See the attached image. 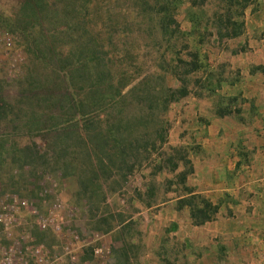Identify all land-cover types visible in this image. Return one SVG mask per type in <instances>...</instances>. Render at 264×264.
<instances>
[{
  "label": "trees",
  "instance_id": "trees-1",
  "mask_svg": "<svg viewBox=\"0 0 264 264\" xmlns=\"http://www.w3.org/2000/svg\"><path fill=\"white\" fill-rule=\"evenodd\" d=\"M16 1L9 14L0 12V27L25 59L13 97L0 103V124L20 132L35 128L41 141H50L58 169L74 177L80 197L105 203L142 174L131 207L176 201L178 210L189 208L194 226L212 221L219 206L188 186L192 160L169 144V111L190 95L200 97L195 87L203 82L194 78L202 68L199 52L191 50L177 15L188 4L191 34L236 40L245 34L251 0ZM232 113L228 106L217 115ZM165 173L175 174L165 185H179V195L159 201L156 179ZM117 217L119 229L133 221L125 212ZM91 218L95 232L117 228L109 207L100 220L92 212ZM128 249L137 246L120 251Z\"/></svg>",
  "mask_w": 264,
  "mask_h": 264
},
{
  "label": "rangeland",
  "instance_id": "rangeland-1",
  "mask_svg": "<svg viewBox=\"0 0 264 264\" xmlns=\"http://www.w3.org/2000/svg\"><path fill=\"white\" fill-rule=\"evenodd\" d=\"M16 3V0H0V12L9 14ZM188 9L189 5L184 4L177 20L190 34L191 50L199 52L202 68L194 78L203 82L195 87L200 97L190 95L169 111L167 118L172 126L169 144L184 149L192 160L195 171L189 176L188 186L219 206L212 221L194 226L189 208L178 210L176 201L153 208L141 207L136 202L134 208L141 209L135 212L128 202L136 199L138 188H143L142 174L131 179L122 193L109 194L105 203L99 197L92 201L80 197L74 177L65 178L58 169L57 155L48 146L50 141L48 144L41 141L35 128H23L20 132L13 131L7 122L0 124V184L3 189L28 198L42 215L52 214L58 229L35 230L32 235L57 255L63 254L64 248H71L76 256L74 264H264V242L249 241L247 229L240 224L245 220V206L242 208L240 201L235 203L231 195L234 187L242 185L241 179L233 175L232 157L235 152L241 157L245 154L238 140L248 135L239 124L253 116L248 105H244L241 85L235 83H240L248 72H263L258 58L263 55L264 46V0H251L243 14L245 34L225 42L215 36L191 34ZM12 54L21 61L0 56V83L5 86L0 103L13 97L16 78L21 77L17 75L25 55L15 41ZM14 63L18 71L12 66ZM228 106H232V115L219 117L217 113ZM26 156L32 164H24ZM174 178L175 174L171 173L157 177L159 201L179 195L175 193L179 185H165ZM54 187L57 190L53 194L61 199L62 209L51 207L56 196H40L44 188ZM108 207L117 218V228L110 233L93 231L91 212L100 220ZM119 212L133 216L124 229H119ZM29 221L30 217L26 216L16 233H21ZM230 235H236L238 243L227 239ZM74 236L79 239L75 240ZM127 244H135L137 249L121 253ZM97 247L104 248L102 257L95 254ZM115 250L120 252L116 254Z\"/></svg>",
  "mask_w": 264,
  "mask_h": 264
},
{
  "label": "built area",
  "instance_id": "built-area-1",
  "mask_svg": "<svg viewBox=\"0 0 264 264\" xmlns=\"http://www.w3.org/2000/svg\"><path fill=\"white\" fill-rule=\"evenodd\" d=\"M13 50L14 36L0 27V56L7 55L15 58V61H21L18 56L12 54ZM12 66H15V71L19 70L15 63ZM56 190V187L44 188L40 196H56L53 194ZM51 207L54 210L62 209L61 199L56 196ZM26 216L30 217V221L26 222L24 230L17 234ZM51 227L58 229L52 214L42 215L28 198L15 191L5 190L0 184V264H74L76 256L71 248L66 247L63 254L57 255L32 235V231H46ZM74 237L75 240L79 239L78 236ZM95 254L102 257L104 248L97 247Z\"/></svg>",
  "mask_w": 264,
  "mask_h": 264
},
{
  "label": "crops",
  "instance_id": "crops-1",
  "mask_svg": "<svg viewBox=\"0 0 264 264\" xmlns=\"http://www.w3.org/2000/svg\"><path fill=\"white\" fill-rule=\"evenodd\" d=\"M264 55V46H262ZM258 60L263 64V72H248L240 83L241 94L248 105L252 118L242 121L240 127L248 133L241 136L238 144L245 154H233L235 164L231 165L233 175L241 179V187L232 189V199L240 201L245 206V220L241 221L249 233V241L261 244L264 242V56ZM212 126L210 125V128ZM255 134L257 136H255ZM230 207H233L232 205ZM237 207H235L236 209ZM245 214V213H244ZM239 218V217H238ZM227 239L238 243L236 235H230ZM254 254H251V257ZM257 257V254L255 253Z\"/></svg>",
  "mask_w": 264,
  "mask_h": 264
}]
</instances>
